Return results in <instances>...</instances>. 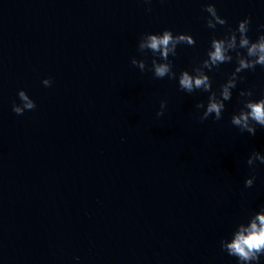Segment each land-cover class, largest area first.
<instances>
[{"label":"water","instance_id":"obj_1","mask_svg":"<svg viewBox=\"0 0 264 264\" xmlns=\"http://www.w3.org/2000/svg\"><path fill=\"white\" fill-rule=\"evenodd\" d=\"M208 2L226 25L207 26ZM245 16L255 39L264 0H0V264H237L219 241L264 206L258 158L244 183L264 128L241 132L231 114L241 88L264 95V67L242 73L221 120H201L208 93L156 77L140 39L192 33L179 72ZM20 88L36 101L23 114Z\"/></svg>","mask_w":264,"mask_h":264},{"label":"clouds","instance_id":"obj_2","mask_svg":"<svg viewBox=\"0 0 264 264\" xmlns=\"http://www.w3.org/2000/svg\"><path fill=\"white\" fill-rule=\"evenodd\" d=\"M208 16L207 26L215 30L218 25L227 24V18L222 16L214 2L204 5ZM251 17L239 19L237 26L223 35L213 34L204 58L191 68H183L179 72L174 70L173 57L177 55V48L181 44L195 45L196 38L190 32H174L171 28L142 33L140 48L146 55L151 56L155 76L170 80H178L180 89L187 93L197 90L208 93L207 102L198 101L196 108L204 109L201 120L207 119L215 113L213 119L221 120L226 108V101H230L233 90L239 81L244 79L245 70H255L257 65L264 67V24L255 39L249 35ZM171 54V57L170 55ZM234 62V68L218 87L213 86L210 72L218 70L222 64ZM144 67V64H141ZM46 86H51V77L43 78ZM18 101L13 100L12 109L17 114L36 107V101L24 88L18 89ZM240 107L231 114V124L241 132L255 134L257 128H264V95H255L254 91L241 88L239 91ZM264 151L253 149L247 164L252 172L245 178V187H251L256 179L253 167L254 158L259 164H264ZM220 248L237 260V264H264V206H258L245 217L237 221L230 233L219 241ZM75 259L79 260V257Z\"/></svg>","mask_w":264,"mask_h":264}]
</instances>
